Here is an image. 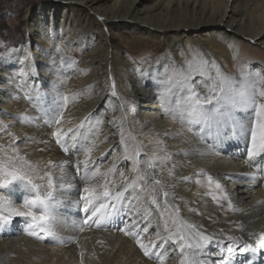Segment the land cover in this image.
<instances>
[{
  "label": "bare ground",
  "instance_id": "bare-ground-1",
  "mask_svg": "<svg viewBox=\"0 0 264 264\" xmlns=\"http://www.w3.org/2000/svg\"><path fill=\"white\" fill-rule=\"evenodd\" d=\"M36 3L25 16L28 33L0 56V183L18 171L35 187L15 181L0 197L27 211L26 199L53 195L47 212L33 209L49 217L44 224L26 216L0 221V264H191L199 252L190 245L198 242L205 264L242 260L238 250L246 244L264 258V167L252 162L262 154L249 157L234 138L220 143L251 125L257 141L264 131V61L234 59L246 41L264 46V0ZM115 21L133 24L134 41L118 40ZM78 42L87 48L80 62L71 57ZM139 45L158 53L153 62L128 58L126 50ZM219 75L236 89L247 85L256 103L223 105L217 113L213 100L204 105L207 120L190 123L186 101L218 95ZM113 183L118 190L108 187L103 197ZM118 192L122 222L88 226L92 210ZM89 193L99 199L86 213Z\"/></svg>",
  "mask_w": 264,
  "mask_h": 264
},
{
  "label": "snow or ice",
  "instance_id": "snow-or-ice-1",
  "mask_svg": "<svg viewBox=\"0 0 264 264\" xmlns=\"http://www.w3.org/2000/svg\"><path fill=\"white\" fill-rule=\"evenodd\" d=\"M218 88H214L213 91L216 92L218 91V95H213L211 97H207L203 101H201L199 98H194L190 96L186 103L188 104V117L190 123H200L201 121H205L208 118V112L211 110H206L204 108V105H210L213 103V100L216 102V108L215 111L218 113V110L221 106L223 105H229L234 108H241V107H247L248 104H255L256 103V93L253 91L252 93H248L247 91V85L242 86L240 89H236L232 86L231 81L223 75L218 76ZM260 96L264 97V91H261L259 93ZM260 108L264 109V103L260 104ZM223 115V114H220ZM56 123H59V121H56ZM219 123V121L217 122ZM262 129H264V125H261ZM54 135L57 137V143H60L61 141V133L60 131H57L54 133ZM252 147L248 152L249 157L256 156L257 153L264 154V131H262V134L257 141L256 134H252ZM85 169L88 168V163L85 162L84 164ZM77 171H79V166H77ZM96 173H93L95 175ZM123 175V174H121ZM209 180H211V177H208ZM13 181H27L29 185H32L34 188L35 185L33 184L32 180L29 179L28 176L21 174L18 171H11L7 172L5 174V177L3 179V182L0 183V189H8L10 185L13 184ZM158 184L159 181H156ZM48 187H52V182L49 180L48 182ZM221 186L219 183L216 184V188L219 189ZM84 191L86 193L89 192V189L87 187L84 188ZM53 193L51 191L47 192V195L41 196V195H35L31 199H26L24 201V208L27 209V211H21L18 210L17 208L13 207L11 205V202L7 200L5 197H0V200H4V208L2 211H0V221L3 222V224L6 226L11 222L12 216H26L30 217L34 222L37 224H44L49 217L45 214H36V212L33 211V209L37 205L43 206V211L47 212L49 208V199L52 197ZM103 197H109L110 192L107 187H104L103 192L101 193ZM118 199L123 198V194L118 192L117 194ZM168 193L165 192L164 196H167ZM83 199L86 201V206L83 208L84 212L89 211V206H92L94 204V201L99 199V196L96 195L95 193H89V195H85ZM153 204L156 203L155 199L152 201ZM112 207L115 209L116 205L113 204ZM229 209L232 208V204L229 203L228 205ZM39 211V210H38ZM100 211L99 207L94 208L92 210L91 215L88 217L89 220H91L93 217L97 216V213ZM87 222V221H85ZM147 231V229H144ZM46 232V230L42 227L40 229V233L42 234L39 238H43V234ZM48 235H51V232H47ZM28 235L31 236H36V232H29ZM196 235L199 237L200 241L208 242L209 237L201 235L200 233H196ZM185 239L184 236L180 237V240L183 241ZM139 247L144 250V255L148 256L149 252L145 245L141 242H137ZM184 245L181 244V248H183ZM190 247H193L195 251L199 252V257L193 259L191 261V264H205V262L200 258L203 256V252L201 251V244L198 242L196 245ZM247 250H252L255 252V249L252 248L251 244H246L241 248V251H247ZM227 252L229 254H232L234 252V248L229 246L227 247ZM182 264H189L187 260L183 261ZM214 264H229L228 260H218L215 261Z\"/></svg>",
  "mask_w": 264,
  "mask_h": 264
},
{
  "label": "rangeland",
  "instance_id": "rangeland-1",
  "mask_svg": "<svg viewBox=\"0 0 264 264\" xmlns=\"http://www.w3.org/2000/svg\"><path fill=\"white\" fill-rule=\"evenodd\" d=\"M37 1L38 0H0V56L4 57L8 55L7 52L9 48L13 45H16L15 43L18 44L20 41H22V38L28 33V28L26 26L28 25V22L25 16L29 11L35 10ZM113 20L114 19H111L110 21ZM115 22L117 23L115 26V31H118V40L121 41L126 38L127 40L134 41L135 35L138 34V30L133 26V24L130 23L128 28H124L119 26L117 21ZM162 46L163 47H161L159 54L167 48V44L165 43V41L163 42ZM118 47L119 46H117L116 48L118 49ZM148 47L149 46L147 45L146 49L143 45H139L134 50H126L127 56L135 64L153 62L154 56L158 55V53L150 54L147 51ZM86 49L87 48L85 47V44L83 42L76 43L72 47L71 57L76 62L82 61ZM70 50L71 49H69L68 52ZM240 57L250 58L256 61H264V46H259L256 43L246 41L244 45L236 52L234 59ZM244 62L245 61L242 60L241 63L235 64L233 69L237 70L238 68H240V66H243ZM231 63L232 62H230V64ZM153 65L155 64L153 63ZM169 65H173V63H169ZM49 97H52V95H50ZM46 101H49V99H46ZM54 116L55 114H53V117ZM13 182L15 184V181ZM108 187L115 190H118L119 188L116 183L107 185V188Z\"/></svg>",
  "mask_w": 264,
  "mask_h": 264
}]
</instances>
